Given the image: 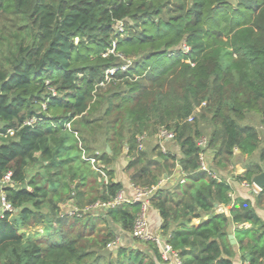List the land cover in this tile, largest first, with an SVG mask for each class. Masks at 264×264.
Returning <instances> with one entry per match:
<instances>
[{"label": "trees", "instance_id": "trees-1", "mask_svg": "<svg viewBox=\"0 0 264 264\" xmlns=\"http://www.w3.org/2000/svg\"><path fill=\"white\" fill-rule=\"evenodd\" d=\"M251 112L264 128V0H0V182L9 174L12 183L0 185L12 206L0 218V264H165L150 241L106 248L116 226L130 234L139 202L85 210L121 191L109 167L123 153L133 187L179 167L182 182L157 186L148 205L182 264H232L231 225L241 259L261 264L264 188L254 203L231 198L226 179L198 160L209 151L218 173L256 153L231 176L251 185L264 166V130L241 124ZM160 128L180 156L142 148ZM82 153L105 166L107 183ZM91 176L94 194L82 190ZM68 198L79 211L71 217L60 209ZM32 226L45 235L20 233Z\"/></svg>", "mask_w": 264, "mask_h": 264}, {"label": "built area", "instance_id": "built-area-1", "mask_svg": "<svg viewBox=\"0 0 264 264\" xmlns=\"http://www.w3.org/2000/svg\"><path fill=\"white\" fill-rule=\"evenodd\" d=\"M191 119L192 117H190L188 121H191ZM34 122H35V119H30L25 124L31 126L34 124ZM68 126L69 125H67V127ZM156 136L158 139L157 144L159 146L160 151L166 152L164 146L166 143L174 140V133L171 130H167L166 128H160ZM142 139L143 138H141L140 140ZM196 145L201 150H203L207 146V140L200 136L198 139H196ZM82 158L89 161L91 168L99 174V180L102 181L103 183H107L108 179L106 176L105 166L97 162L95 158L93 157L86 158L84 153H82ZM198 160L200 164V170L206 172L213 179L220 180L217 175H215L214 173H211L210 167L206 161L204 152L199 153ZM162 182H163V179H161L156 186H151L148 188L147 187L145 188L133 187L134 195L132 198L126 197L120 191L115 196V198L112 199L111 201H108V202L97 201L91 206H89V208L86 207L85 210L87 209H91V210L107 209V208H113L125 202L126 203L139 202L141 204V208L134 219L133 227L129 234L130 237L133 240H138L141 242H146V241L153 242L156 248L159 250L160 257L163 260V262H165V264H182L178 253L172 249L171 245L165 239L152 233L148 228V222H147V209L149 207L148 202L154 190L157 188V186L162 184ZM0 183L3 184V186H11L12 183L10 182L9 174H6ZM242 183L244 186H247V187L252 186L253 192L258 191V188L253 183H251V185H249L246 182H242ZM9 211H12V206L10 205V203L6 201L4 193L0 192V218L2 217V214L4 212H9ZM72 212L73 214L66 213V215L70 214V216H73L79 211L77 208H73ZM118 243H119V238L115 236L113 241L106 244V248L114 249L116 246H118ZM261 264H264V258L262 259Z\"/></svg>", "mask_w": 264, "mask_h": 264}, {"label": "crops", "instance_id": "crops-1", "mask_svg": "<svg viewBox=\"0 0 264 264\" xmlns=\"http://www.w3.org/2000/svg\"><path fill=\"white\" fill-rule=\"evenodd\" d=\"M146 140L142 139V142L143 141L145 142ZM164 147H165L166 151L174 153V155H176V156H180L178 146L175 144L174 141L166 143ZM142 148H143V146H142ZM236 154H238V153L236 152ZM247 158L248 157H246V156L238 157V160H237L238 165H240V164L241 165L239 167V171H238L237 175L241 174L244 171V166H245V164H247V162L245 163ZM239 161H241L240 164H239ZM126 163H127V160H126V157L124 156V153H123L122 155L119 156V158L109 168L112 169V171H113L114 181L118 182L122 185L121 192L126 197L132 198L134 195V189H133L132 184L130 183L128 172L125 169ZM118 165H119V173H117L118 172ZM208 165H210L209 167H211V162ZM171 172H173V173L170 174L169 176H167L166 174L163 175V178H162L163 182L159 186H162L165 184H173L176 182V179H178V178L182 179V175H181V173L179 171V167L177 165H175L173 167V169H171ZM215 172L217 173V171H215ZM217 175L218 176L224 175V178L226 179V181L231 186V188H232L231 198H235L237 196L242 197V198H248L254 203L253 187L252 186L247 187V186H244L243 183H241V182H239V183L236 182L232 178L227 177L225 171H218ZM214 211L215 212L217 211L218 213L223 212L226 215H228V208H226V207L218 206L217 208H215ZM255 211L261 217V219L264 221V210H263V208L261 206H255ZM147 222H148V228L152 233H154L157 236H160L161 238H163L165 240L167 239V235H164L159 230V226H160L161 221H160V218H159L157 212L150 207H148V209H147ZM240 227L249 228L250 224H243V225H240L239 228ZM233 230H234V227L231 225L229 227V230H228V235L229 234L233 235V238L235 240V244H232L233 249L235 251V254L231 259L232 264H249L247 259H245L244 261L241 259V254L238 251V244H237V241L234 237ZM115 231H116L115 235L119 238L118 245L135 246V241L130 237L129 234H126L123 231H121L119 226H116Z\"/></svg>", "mask_w": 264, "mask_h": 264}, {"label": "rangeland", "instance_id": "rangeland-1", "mask_svg": "<svg viewBox=\"0 0 264 264\" xmlns=\"http://www.w3.org/2000/svg\"><path fill=\"white\" fill-rule=\"evenodd\" d=\"M118 28H120L119 26H118ZM201 107H204V104H201V106L200 107H198L196 110H195V113H194V115H195V117L196 116H199L200 114L199 113H201V112H203L202 111V109L203 108H201ZM205 113V117H207V116H209L206 112H204ZM241 124H248V125H251V126H253V127H255L257 130H264V128L262 127V125L260 124V121H259V118H258V116L257 115H255L254 113H247V115H246V117H245V119L241 122ZM211 129H212V126L210 125V123H209V121H208V119L206 118V119H199V130H200V132H201V137H203V138H205L207 141L209 140V134H210V131H211ZM260 137H261V139L263 140V136L262 135H260ZM142 138V137H141ZM147 139V140H146ZM143 140H146L145 142L143 141L142 142V146H143V148L144 149H146L147 151H150L152 148L151 147H153V146H155V145H157V143H158V139H157V136H153V137H151V136H144V138H143ZM98 144L96 145V146H94L97 150H100L101 149V147L102 146H104V144H103V142H102V138L100 137L99 138V140H98V142H97ZM206 155H205V158H206V161H207V163L209 164L210 163V161H211V158H212V155H211V153L209 152V151H207L206 153H205ZM238 160V159H237ZM237 160H234L233 162V164L232 165H230V171H226V175H227V177H229V178H231V176H233V175H237V173H238V171H239V167H240V163H241V161H239V164L240 165H238V161ZM254 161H258L257 160V154L255 153V154H253L252 156H250V157H248L247 159H246V161H245V163L247 162V163H249V162H254ZM243 165V164H242ZM210 166V165H209ZM37 168H38V166H32V167H30V170H29V173L31 174V175H33L34 173H36V171H37ZM211 168V167H210ZM170 169H173V167L171 166L170 167ZM210 171H211V173H214V174H216L217 175V173L214 171V169H210ZM117 172V171H116ZM174 172V171H173ZM173 172H171V174L173 173ZM117 173H119V165H118V172ZM218 176V175H217ZM224 177V175H222V176H218V178L219 179H221V178H223ZM95 178V177H94ZM95 180L93 179V177L91 176V177H88V179H87V184H86V186L84 187V189H82L85 193H88V192H91L90 191V189H91V187L92 188H97L98 187V185H97V183L96 182H94ZM181 182L182 181V179L181 178H178V179H176V182ZM97 182H98V180H97ZM175 182V181H174ZM0 185H3V184H1L0 183ZM92 193H93V191H92ZM94 194V193H93ZM71 195V197H72V193L70 194ZM85 198H86V195H85ZM88 198V197H87ZM75 199L74 198H68V199H66L64 202H62V204H60V209H61V212L63 213V214H66V213H70V214H73V208H77L76 207V205H75ZM91 206V205H90ZM86 208V207H85ZM87 208H89V206H87ZM91 208V207H90ZM89 210H91V209H89ZM217 212V211H216ZM218 213V212H217ZM70 214H68L69 215V217H71L70 216ZM198 223H199V221L197 220H194L193 222H192V224L193 225H198ZM96 230H98V231H100L101 233H106V227H105V225L103 224V223H98V224H96ZM20 233H25V234H35V233H37L38 235H40V236H44L45 234V232H44V227L43 226H32V227H28V228H26V229H21L20 230ZM137 245V244H136Z\"/></svg>", "mask_w": 264, "mask_h": 264}, {"label": "water", "instance_id": "water-1", "mask_svg": "<svg viewBox=\"0 0 264 264\" xmlns=\"http://www.w3.org/2000/svg\"><path fill=\"white\" fill-rule=\"evenodd\" d=\"M106 151L109 153V148H106ZM252 183L258 188L259 191L264 188V166H262V171L259 174L253 176ZM227 238L230 244H235L233 235L229 234Z\"/></svg>", "mask_w": 264, "mask_h": 264}]
</instances>
